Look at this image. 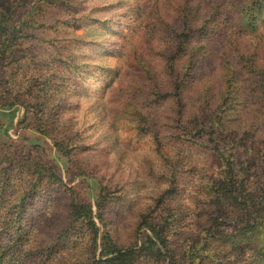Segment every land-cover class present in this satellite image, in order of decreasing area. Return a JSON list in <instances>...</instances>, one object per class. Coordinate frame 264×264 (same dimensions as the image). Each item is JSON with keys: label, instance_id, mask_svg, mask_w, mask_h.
Returning a JSON list of instances; mask_svg holds the SVG:
<instances>
[{"label": "trees", "instance_id": "16d2710c", "mask_svg": "<svg viewBox=\"0 0 264 264\" xmlns=\"http://www.w3.org/2000/svg\"><path fill=\"white\" fill-rule=\"evenodd\" d=\"M74 3L0 0L8 105L64 155L56 87L88 17ZM129 11L115 114L153 141V204L128 244L108 230L105 188L93 200L72 191L58 232H35L31 209L63 179L25 149L0 151V264H264V0H138Z\"/></svg>", "mask_w": 264, "mask_h": 264}, {"label": "rangeland", "instance_id": "374dc122", "mask_svg": "<svg viewBox=\"0 0 264 264\" xmlns=\"http://www.w3.org/2000/svg\"><path fill=\"white\" fill-rule=\"evenodd\" d=\"M136 1L74 0L75 8L88 17L77 24V33L84 37L72 46L75 67L65 68L58 78L55 102L59 124L70 131V154L59 152L40 132L17 125L23 107L8 105L13 97L6 94L7 78L0 72V151L25 149L23 154L44 158L64 182L31 209L35 232H58L65 224L72 191L81 200H93L105 188L108 230L120 244H128L137 232L139 214L153 204L158 185L147 172L149 162L158 159L153 141L137 135L127 119L118 120L115 114L120 103L115 79L126 60L123 49L135 23L129 10ZM22 47L31 54L30 42Z\"/></svg>", "mask_w": 264, "mask_h": 264}]
</instances>
